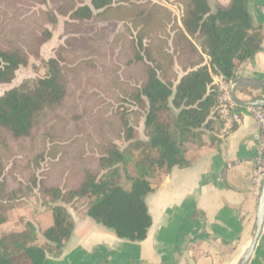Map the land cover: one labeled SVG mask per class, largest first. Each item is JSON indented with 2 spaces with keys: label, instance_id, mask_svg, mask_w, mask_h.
I'll return each mask as SVG.
<instances>
[{
  "label": "trees",
  "instance_id": "16d2710c",
  "mask_svg": "<svg viewBox=\"0 0 264 264\" xmlns=\"http://www.w3.org/2000/svg\"><path fill=\"white\" fill-rule=\"evenodd\" d=\"M253 1L214 10L209 0H165L180 4L178 20L153 0H54L56 10L41 7L48 0H0V84L40 58L60 17L66 36L34 88L0 96V169L40 188L55 221L42 232L43 245L31 221L0 237V264H45L61 253L76 225L59 202H80L123 240L148 238L152 180L190 166L189 145L220 133L215 77L233 80L264 50ZM112 20L125 31L112 42L97 40L99 24ZM127 101L145 113V138L130 122ZM6 220L0 214V226Z\"/></svg>",
  "mask_w": 264,
  "mask_h": 264
},
{
  "label": "crops",
  "instance_id": "0c3cea01",
  "mask_svg": "<svg viewBox=\"0 0 264 264\" xmlns=\"http://www.w3.org/2000/svg\"><path fill=\"white\" fill-rule=\"evenodd\" d=\"M214 1L223 7L231 2ZM253 20L262 25L264 38V16L253 15ZM236 74L264 80V50L244 62ZM222 82L221 77H215V83ZM237 94L245 100L264 98L262 87L240 88ZM239 111L241 119L230 132L220 129V133H207L204 145H189L190 166L174 167L168 175L162 173L156 188L152 184L160 199L155 205L153 234L145 241L119 245H108L104 239L89 242L90 235L79 234L88 216L84 212L78 221L67 208L74 217L78 238L73 236L62 249L66 252L63 257L59 258L62 251L49 254L45 264H223L241 255L251 238L261 189L253 181L261 129L248 107ZM193 212L196 216L190 217ZM53 225L54 217L50 216L46 228ZM94 227L99 232L98 225ZM45 242L44 237L38 241L40 245ZM259 246L264 254V232Z\"/></svg>",
  "mask_w": 264,
  "mask_h": 264
},
{
  "label": "rangeland",
  "instance_id": "374dc122",
  "mask_svg": "<svg viewBox=\"0 0 264 264\" xmlns=\"http://www.w3.org/2000/svg\"><path fill=\"white\" fill-rule=\"evenodd\" d=\"M153 1L166 4L165 0ZM166 5L173 11L176 18L180 20L182 15V8L180 4L173 2ZM211 6L215 10L218 7V4L212 0ZM41 7L44 9L56 10L57 3H55L54 0H48V3ZM250 11L252 16L255 15L257 17V15L260 14L264 16V0H254L251 3ZM64 21L65 18L60 17L56 25H50V28L53 31V37L42 46L40 58L31 57L29 65L18 70L17 77L12 83L0 84V96L11 88H20L24 90L32 89L35 87V84L39 78L46 77L48 75L47 61L54 57L55 50L65 41L66 38L64 34ZM99 28H101L103 32L102 34L99 33V35L96 36L97 40L103 39L110 42L116 40L125 31L123 23L114 20L100 23ZM125 106L130 112L131 124L137 127L141 136L145 138L144 111L139 109V107L131 101H127ZM119 144L122 147L126 145V143L123 141H120ZM161 177L162 172L157 178L152 180V184L155 188L158 185ZM121 183L126 188H130L131 186V183L126 179L125 176H123ZM158 192L156 191L154 193H150L147 196V202L154 221L148 235L153 234L152 231L157 218V209L155 205L157 199H160ZM59 204H64L70 212L77 216L78 221L84 218L85 207L80 202H59ZM0 214L6 216L7 219L6 222L0 226V237L24 230L26 228L27 222L31 221L35 224L37 233L39 232V242L43 240L42 232L47 229L46 226L48 218L53 216L52 211L46 205L44 195L42 194L40 188H35L25 181L21 182L19 179L17 180L11 174H8L7 169H0ZM86 222L85 228H83L79 234L81 236L85 234L90 235V238H88L89 242L92 240L104 239L108 245H119L120 242L126 241L117 237L116 234L103 223H98L90 217H87ZM95 225H98V229H100L99 232L96 230L97 228L94 227ZM73 235L76 239L78 238L75 234V231ZM247 245L248 244L245 245L244 249ZM240 256L241 255L237 254L236 256H233L231 260L223 262V264H237ZM54 264H59V262L54 261ZM250 264H264L262 246L257 248Z\"/></svg>",
  "mask_w": 264,
  "mask_h": 264
},
{
  "label": "water",
  "instance_id": "95a60500",
  "mask_svg": "<svg viewBox=\"0 0 264 264\" xmlns=\"http://www.w3.org/2000/svg\"><path fill=\"white\" fill-rule=\"evenodd\" d=\"M264 87L263 79L251 77H236L231 81V96L235 103L240 107L261 106L264 107V98L242 99L238 96L237 91L240 88ZM264 232V180L259 192L255 221L253 224L250 241L240 256L237 264H250L256 250L259 246L261 236ZM66 252L62 251L59 258L63 257Z\"/></svg>",
  "mask_w": 264,
  "mask_h": 264
},
{
  "label": "built area",
  "instance_id": "2783aa9c",
  "mask_svg": "<svg viewBox=\"0 0 264 264\" xmlns=\"http://www.w3.org/2000/svg\"><path fill=\"white\" fill-rule=\"evenodd\" d=\"M231 81H223L219 85V118L222 121L221 131L225 134L230 132L235 124L241 119L239 111L240 106L235 103L231 96ZM248 108L256 118L261 129L258 156L256 158V166L253 172V181L260 189L264 180V107L251 106Z\"/></svg>",
  "mask_w": 264,
  "mask_h": 264
}]
</instances>
